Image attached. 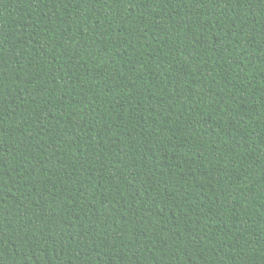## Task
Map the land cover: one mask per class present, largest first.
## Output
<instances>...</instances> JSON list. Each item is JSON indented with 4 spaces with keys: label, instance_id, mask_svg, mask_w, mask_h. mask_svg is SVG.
Masks as SVG:
<instances>
[{
    "label": "trees",
    "instance_id": "trees-1",
    "mask_svg": "<svg viewBox=\"0 0 264 264\" xmlns=\"http://www.w3.org/2000/svg\"><path fill=\"white\" fill-rule=\"evenodd\" d=\"M0 264H264V0H0Z\"/></svg>",
    "mask_w": 264,
    "mask_h": 264
}]
</instances>
